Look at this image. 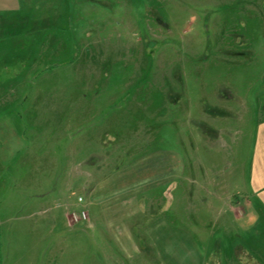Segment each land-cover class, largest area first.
Here are the masks:
<instances>
[{"label":"rangeland","instance_id":"obj_1","mask_svg":"<svg viewBox=\"0 0 264 264\" xmlns=\"http://www.w3.org/2000/svg\"><path fill=\"white\" fill-rule=\"evenodd\" d=\"M0 264H264V0H0Z\"/></svg>","mask_w":264,"mask_h":264},{"label":"built area","instance_id":"obj_2","mask_svg":"<svg viewBox=\"0 0 264 264\" xmlns=\"http://www.w3.org/2000/svg\"><path fill=\"white\" fill-rule=\"evenodd\" d=\"M83 217H86L85 213H83Z\"/></svg>","mask_w":264,"mask_h":264}]
</instances>
